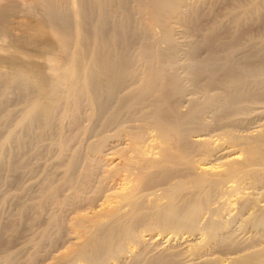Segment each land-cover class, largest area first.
<instances>
[{"label":"bare ground","instance_id":"bare-ground-1","mask_svg":"<svg viewBox=\"0 0 264 264\" xmlns=\"http://www.w3.org/2000/svg\"><path fill=\"white\" fill-rule=\"evenodd\" d=\"M0 184V264H264V0H0Z\"/></svg>","mask_w":264,"mask_h":264},{"label":"rangeland","instance_id":"rangeland-1","mask_svg":"<svg viewBox=\"0 0 264 264\" xmlns=\"http://www.w3.org/2000/svg\"><path fill=\"white\" fill-rule=\"evenodd\" d=\"M21 48H22L24 51H27V50H28V49H27V45H22ZM4 65H5L6 67L8 66L7 64H2L1 66H4ZM13 106H15V104H11V105H10V107H13ZM26 176H27L28 178L31 177V179L33 178V176H32V175H29V174H27ZM27 177H26V178H27ZM28 178H27V180H28ZM29 180H30V179H29ZM30 181H31V180H30ZM6 184H7V183H6ZM6 184H5V183H4V184L2 183V186L6 185ZM13 184H15V183H11V184H9V186H8V185H7V186H4V187H5L4 189H3L2 186H0V187H1L0 189H1V190H2V189H3V190H6V188L8 187L7 190L9 189V191H11L10 189H11V187L13 186L14 188L12 187V189H14L13 191H15V189H16L17 187L15 188V185H13ZM0 185H1V184H0ZM11 185H12V186H11ZM10 186H11V187H10ZM16 191H17V190H16ZM6 205H7L8 207H7ZM10 206H11V204H10L9 202H6V203H5V207L3 206V207H4L3 209H4L5 211H8V209L11 208ZM6 207H7V208H6ZM4 210L2 211V217H3V218H4V216H6V212H5ZM9 210H10V209H9ZM3 212H5V213H3ZM224 213H225V211L223 212V214H224ZM3 214H4V215H3ZM225 215H226V214H224V216H225ZM226 216H227V215H226ZM225 218H226V217H225ZM63 231H64L63 233H65V229H64ZM143 231H144V230H143ZM169 232L172 233V234H170V236L167 235ZM169 232L166 230L165 232L163 231L164 234H163V233L161 234V232H158V230H157V231L155 230V231H153V232H147V231H145V232H142V233H145L144 236H146V237H151V238H152V237H153V238H154V237L156 238V236L160 233L159 236H157V237H158L157 240H156L157 242H161V244H162V243L165 242L166 238L169 237V239H168V240H169V242H168L169 244H171V245H176V244H178V242H179V238L177 239L176 237H178L179 235L176 236V234L174 235V232H171V231H169ZM156 233H157V234H156ZM151 234H152L153 236H152ZM166 235H167V236H166ZM163 236H164V237H163ZM175 236H176V237H175ZM20 237H21V236H20ZM20 237L16 238V240H15V242H14L15 245H16V244L18 245L17 242H19V241L23 238V236H22V238L19 240ZM174 237H175V238H174ZM163 238H164V239H163ZM17 239H18V240H17ZM171 239H172V240H171ZM176 239L178 240V242H177ZM59 245H60V243H59ZM45 247H46V246H45ZM47 247H48V246H47ZM47 247H46V248H47ZM43 249H44V248H43ZM48 249H49V250H48ZM51 251H52V252H51ZM53 251H54V250L51 249V247H48L47 249H45V251H44V253H43L44 256L42 255V251H41V255H42V256H41V255H40V256H41L42 258L39 256V258H41L40 261H39V258H37V261H38V262H37L36 259H35V261L31 262L30 264H37V263H41V262L44 263L43 261H45V262L48 261V259H49V257H50L49 255H51V254L53 253ZM28 252H29V251L25 250V252H24L25 255H26V253H28ZM50 252H51V253H50ZM21 253H22V254H21ZM21 253H20L21 256H19V259H18V263L20 262V264H21L22 262H24V260H25V259H24V258H25V255H24L23 251H22ZM46 254H47V255H46ZM23 255H24V256H23ZM220 255H221V257H222V254H220ZM223 255H225V254H223ZM27 256H28V254H27ZM27 256H26V257H27ZM45 256H46V257H45ZM48 256H49V257H48ZM20 257H21V259H20ZM43 257H44V259H43ZM223 257H224V256H223ZM19 260H22V261H19ZM221 260H222V261H221ZM221 260H220V261L222 262V264H227V263H228V261H226L227 259H225V260L221 259ZM221 262H220V263H221ZM220 263H219V264H220ZM22 264H23V263H22ZM25 264H26V263H25Z\"/></svg>","mask_w":264,"mask_h":264}]
</instances>
